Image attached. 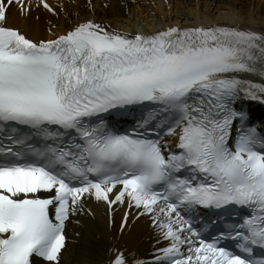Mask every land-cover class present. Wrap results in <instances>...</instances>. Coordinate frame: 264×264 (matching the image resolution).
Listing matches in <instances>:
<instances>
[{
  "label": "snow or ice",
  "instance_id": "1",
  "mask_svg": "<svg viewBox=\"0 0 264 264\" xmlns=\"http://www.w3.org/2000/svg\"><path fill=\"white\" fill-rule=\"evenodd\" d=\"M14 5L31 7L0 0V264H60L85 194L134 205L169 241L135 264H264V128L235 107L241 92L264 95L239 75H264V34L129 35L86 20L34 41L7 25ZM129 114L136 123L121 131L114 117ZM200 206L219 210L204 229ZM109 264L129 261L117 249Z\"/></svg>",
  "mask_w": 264,
  "mask_h": 264
},
{
  "label": "bare ground",
  "instance_id": "2",
  "mask_svg": "<svg viewBox=\"0 0 264 264\" xmlns=\"http://www.w3.org/2000/svg\"><path fill=\"white\" fill-rule=\"evenodd\" d=\"M119 1L66 0L65 5L60 4L62 15L56 10L54 17H50L52 24H45L42 15L35 20L32 12L27 19L18 20L14 6L8 14L16 25H21L24 32L33 37H40L48 30L58 33L62 26H70L90 16L102 18L117 29L132 32H151L167 24L191 26L215 23L251 27L264 33V0H143L144 3L139 1L135 4L121 0L123 5ZM40 10H37L39 14ZM101 209L102 204L81 198L76 212L71 213L69 249L62 253L61 264H97L105 255L102 248L109 243L110 246H123L129 251L145 253L144 248L149 245L146 239L152 233L151 229L147 231L148 224L128 221L119 233L116 230L121 211L112 214L109 224L106 213Z\"/></svg>",
  "mask_w": 264,
  "mask_h": 264
}]
</instances>
